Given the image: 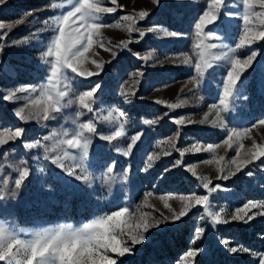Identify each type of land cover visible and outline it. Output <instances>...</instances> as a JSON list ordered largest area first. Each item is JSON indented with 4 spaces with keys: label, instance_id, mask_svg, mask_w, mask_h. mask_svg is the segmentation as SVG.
<instances>
[{
    "label": "rangeland",
    "instance_id": "374dc122",
    "mask_svg": "<svg viewBox=\"0 0 264 264\" xmlns=\"http://www.w3.org/2000/svg\"><path fill=\"white\" fill-rule=\"evenodd\" d=\"M117 2L123 5V9L102 15L100 22L106 26L99 29V36L93 38L92 47L78 65L81 71H99V75L90 80L107 87L102 93L94 94L91 101L93 111L89 113L80 105L79 96L90 90L91 83L84 78L72 80L69 72V80L59 85L64 88L66 83L68 87L65 90L69 95L59 106L60 111L50 113L54 119L48 121L40 118L38 112L42 109L33 101L39 100L41 93L51 87L48 84L51 76L48 60L51 58L45 54L54 33L51 13L46 10L51 7L49 0H7L0 5V132L25 130L22 137L0 145V226L21 239L31 240L38 230L49 225L72 222L74 228H80L93 219L127 207L128 213L121 219L135 227L145 213L149 215L144 218L150 220L160 213L170 215L164 201L159 198L162 195H208L207 208L204 204L192 207L185 218L186 225L171 229L162 226L153 230L145 244L135 246L132 254L119 258L121 264H192L191 260L184 258L189 233L193 228L212 227L209 215L212 212L219 213L220 219L227 216L230 223L216 225L212 231H206L205 240H197L193 234V246L199 244L206 248L204 255L208 256V264H258L264 253V215H257L248 223L230 218L248 201L264 203V161H261L264 158L242 168L228 180L217 179V176L228 172L226 165L236 155L235 144L231 149L223 146L227 131L222 127H212L215 113L209 109L211 104H219L222 83L230 64L228 61L216 62L199 85L193 79L196 75L194 66L200 61L194 23L213 0H183L180 19L172 14L177 0H162V6L158 8L153 0ZM252 2L254 12L264 13L259 0H249V4ZM52 3L59 6L58 12L67 7L66 0H52ZM106 6L112 5L108 3ZM142 10L151 14L148 19L138 21L135 14ZM224 11L233 14L225 17L231 21V26L226 34L222 28H216L221 41L208 40L206 43H223L226 46L239 43L237 37L243 35L244 14L241 0H224L222 16ZM126 15L132 19H124ZM45 18H48V24L44 23ZM20 20L25 22L19 23ZM249 23L253 31L264 30L255 15L250 17ZM130 25L138 31L129 32ZM149 28H154V31L149 32ZM139 31L148 34L140 38ZM168 31L181 33V36L165 37L164 33ZM124 41L128 42V49L119 47ZM252 50L257 51L255 60L238 81L230 112L222 113L226 124L239 131L264 119V96L260 95L264 91V41L245 45L236 55L246 58ZM112 52L116 53L115 57ZM93 61L102 63L103 68L98 70ZM21 87L27 91H20ZM13 93V99H4ZM128 93L135 95L124 100ZM157 100L164 103L158 104ZM172 103L179 107L167 108V104ZM20 108L24 109L26 117H31L30 120L22 121L14 115ZM166 112L169 115L165 116ZM206 114L208 122L199 124ZM176 119H183L185 124H176ZM89 121L94 123L98 133L111 135L121 128L124 135L107 142L101 141L96 134L85 133L91 143L89 158L83 163L85 171L82 172L73 167L79 159V151L67 149L60 141L72 138L79 131V125ZM250 135L257 143L264 142V127L253 128ZM133 136L141 139L133 145L132 152L124 156L123 152ZM252 139L240 141L244 145L240 149V160L252 147ZM193 143L202 147L220 144L221 147L214 153L186 152L180 157L177 149H190ZM27 144L35 147L29 148ZM98 144H104L102 155H94ZM65 150L76 160L65 158ZM220 156L225 160L217 165L215 159ZM57 157L63 160L65 167L81 176L80 181L68 177L52 163ZM148 157H152V167L144 171L149 166ZM208 159L214 162L205 163ZM178 160L182 161L180 166L176 164ZM109 167H112L111 172ZM188 167L194 168L195 176L187 171ZM220 167H224V173L218 170ZM24 170H28L30 175L17 189L15 180L21 178L20 173ZM250 170L252 176L244 174ZM232 171H235V166H232ZM203 178L211 181L209 188L219 184L221 189L209 193L203 188ZM167 203L174 211L189 205L188 201L175 198L168 199ZM261 211L264 210L246 209L245 218ZM122 227L123 235L117 238L122 241V246H131L129 229L125 225ZM161 235H167L164 237L167 247L163 246ZM225 240L228 241L227 246L248 247L250 254L233 255L224 251ZM108 254L113 259L118 255ZM0 264L6 262L0 261ZM50 264L58 262L52 260Z\"/></svg>",
    "mask_w": 264,
    "mask_h": 264
},
{
    "label": "snow or ice",
    "instance_id": "6c2138e0",
    "mask_svg": "<svg viewBox=\"0 0 264 264\" xmlns=\"http://www.w3.org/2000/svg\"><path fill=\"white\" fill-rule=\"evenodd\" d=\"M7 0H0V5H4ZM110 3L112 6H106ZM153 3L158 7L162 6V0H153ZM244 14L243 19V35H239L237 39L239 43H235L232 46H226L223 43H206L205 41H221L220 36L216 34V28H222L225 34L227 33L229 27L231 26V21L225 17L232 16V13L227 11L223 12L221 15V7L224 5V0H213V2L207 6V10H203L199 15L197 21L194 23V28L196 32L197 44L196 48L199 50L198 55L200 61L195 64L196 75L193 79L196 81V84L199 85L201 80L204 79L208 70L212 68L218 61H228L230 64V69L227 71L226 78L223 80V93L219 97V104H211L209 106L210 112L215 113V119L211 121L212 127H222L227 131V138L223 140V146L225 149L233 148L235 144V157L231 158L228 163V172L221 176H217V179L228 180L229 176H236L237 173H240L242 168H246L248 165L252 164L256 160H261L264 158V142L257 143L256 140L252 139L250 133L253 128L264 127V119L258 121L251 125V127L245 128L243 131L237 130V128L229 127L225 122V117L222 113L230 112V102L234 96V93L237 89L238 81L242 74L251 67L255 57L257 55L256 50H252L246 58L238 57L236 53L238 50L245 45H252L257 40L264 41V30L253 31L251 24L249 23L250 17L255 15L259 20L260 24L264 26V13L254 12L253 11V2L249 4V0H241ZM260 7L264 8V0H259ZM51 7L46 9L51 13V22L54 25V33L50 38L48 45L46 46L45 54L47 57L51 58L48 60V64L51 67V76L48 78V84L51 86L46 88L40 95V99L33 101V104H39L42 111L38 112V115L44 121L54 119V116L50 113H55L60 111V107L64 98L69 95L65 90L68 85L65 83V87H59L61 82H66L69 80L68 73L72 74L71 79L76 80L84 78L89 80L91 86L88 87L90 90L84 91L82 95L79 96V103L84 108L87 109L89 113L93 111L91 106V101L94 97V94L100 92L102 93L104 88L107 85H103L98 81H91L90 78L99 75V71H81L78 68L81 58H84V54L87 53L93 45V38L99 36V29L105 27L101 23L103 14L116 13L119 10L123 9V5H120L117 0H66L67 7L57 11L58 5L52 3V0H49ZM246 5L248 7L246 8ZM43 7V6H42ZM227 6L225 5V8ZM31 14V12L29 13ZM150 12L147 10L139 11L135 14V18L138 21H144L150 16ZM172 14L177 18H182L183 14V0H177L176 7L172 10ZM35 18V17H34ZM124 19L130 20L131 16H125ZM24 20H20L19 23H24ZM48 18L44 19V23L48 24ZM119 26V25H117ZM2 27V25H0ZM128 31H138L131 25L128 27ZM149 32L154 31V28H149ZM148 33L144 31H139V37L143 38ZM165 37H179L181 33H173L171 31L164 33ZM236 39V41H237ZM97 43L99 41L97 40ZM103 47L102 44H100ZM119 47L123 49H128V42H121ZM221 49L219 52L213 51L214 49ZM227 48V50H223ZM107 50V49H106ZM113 57L116 56L115 52H112ZM144 59L143 57H139ZM96 64V68L99 70L103 68V64L97 61H93ZM185 63H190L185 61ZM19 87V86H18ZM210 88V87H209ZM20 91H27L26 88H19ZM189 91H192L191 89ZM135 93H128L124 95V100H128L129 96H134ZM261 96H264V91L260 93ZM15 96L13 93L11 96H5V100H11ZM245 99L248 97L245 96ZM71 103V101H68ZM158 104L164 103L163 101H155ZM179 107L177 104H167V108L175 109ZM24 109L20 108L18 111L14 112V115L22 121L30 120L31 117H26L24 114ZM123 115V112L121 113ZM165 116L169 113H164ZM208 122L207 114L204 119L200 120L198 123L203 125ZM176 124L183 125L185 121L183 119H176ZM189 123H196L195 121H189ZM24 129L20 128L15 131L10 132H0V145H4L9 141H15L17 138L22 137L24 134ZM85 133L96 134L101 141L111 142L117 138L124 135L121 128H117L112 132L111 135H106L103 133H98L97 128L94 123L89 121L88 123H82L79 125V131L75 132L72 135V138L65 139L60 141L62 145H66L67 149L78 150L80 155L78 161L73 165V167L85 171L83 163L89 158V144L91 143L90 139L85 135ZM179 134V133H177ZM67 135V133L65 134ZM45 140L48 139L47 136L44 137ZM140 136H133L132 142L128 145L127 150L123 152L124 156H128L132 152L133 145L137 144L140 141ZM243 139H252V147L247 149L245 158L240 160L241 155L240 149L244 147L240 143ZM27 147H35L33 144H27ZM221 147L220 144L215 146L207 145L202 147L197 143H193L190 149L186 148L183 151H179L180 157H183L186 152L192 153H214L216 148ZM105 147L104 144H98L96 147L97 154H104ZM167 155V153H165ZM63 156L65 158H70L76 160V157L70 156L68 151H63ZM149 166L145 168L144 171H148L152 167V157H148ZM225 157L220 156L218 159H215L217 165L221 161H224ZM264 161V160H261ZM213 159H208L205 163H213ZM53 164L59 166L62 169L63 173H66L68 177H74L76 181H80L81 176L76 172L72 171L71 168L65 167L63 160L59 157L52 161ZM113 167L115 166V161L112 162ZM177 166L182 164V161H176ZM232 166H235V171H232ZM109 172L112 171V167L108 168ZM221 173H224V167L218 169ZM187 171L193 176L196 175L194 168L188 167ZM248 176H252V171H247L244 173ZM30 175L28 170H24L20 173V179L15 180V187L17 189L22 187V180L25 177ZM87 179V176H85ZM203 188L207 189L209 193L221 189V185L217 184L212 188H209L211 184L210 180L203 178ZM151 195V193H149ZM2 198V197H0ZM162 201H164V207L168 209L170 215H165L160 213L159 216L153 220L146 219L149 214L145 213L144 217H141L139 222L133 227L127 221L122 220L121 218L128 213L127 207H122L118 211H113L110 215H104L97 219H93L89 223H85L83 227L78 229L69 228L68 232L73 235H78L83 238L86 243L78 245L71 250H64L59 246V244L53 245L50 249L45 251L43 256H37L34 259L31 258L30 248L21 251L20 245L13 243V241L19 239L25 242L26 245L30 240H25L19 238L17 235L11 234L4 227L0 226V261H5L6 264H50V261L55 260L58 264H121L119 258L125 257L126 255L132 254L133 248L137 245L145 244L151 232L153 230H159L162 226L173 228L175 226H184L186 225V217L191 211L192 207L196 205L204 204L207 208L209 201L208 195H191V196H182L178 195L175 197L169 196H160ZM175 198L180 201H188L189 205L182 207L179 211H174L170 205L167 203L168 199ZM246 209H262L264 210V203H253L248 201L243 204L242 208H238L235 215L231 216L232 221H243L248 223L253 220L257 215H264V211L254 212L251 215H247L245 218ZM130 215V214H129ZM211 216L212 227L205 228H193L189 233V240L185 248L186 255L184 256L185 260H191L192 264H208V256H205L206 251L205 247H201L199 244L193 246L192 236L194 234L197 240L206 239L207 236L204 235L206 231H212L216 225L220 224H229L230 220L227 216L224 219L219 218V213H209ZM122 225H125L129 229V240L131 241V246L123 245L122 241L117 237L123 235L124 228ZM187 230V229H186ZM21 231H24L21 229ZM167 235H161L163 246L167 247V240L164 239ZM219 243V241H217ZM224 244L226 247L224 251L230 252L233 255L236 254H250L248 247H236V246H227L228 241L225 240ZM11 245V247H10ZM208 254L209 250L207 249ZM117 253V258L113 259L108 253ZM184 254V253H182ZM258 264H264V253L261 254V257L258 261Z\"/></svg>",
    "mask_w": 264,
    "mask_h": 264
},
{
    "label": "clouds",
    "instance_id": "9594fccd",
    "mask_svg": "<svg viewBox=\"0 0 264 264\" xmlns=\"http://www.w3.org/2000/svg\"><path fill=\"white\" fill-rule=\"evenodd\" d=\"M69 228L78 229L74 228L72 222H61L57 225H49L46 228L38 230L28 245L19 239L13 241V243L20 245L21 251L30 248L31 258L33 259L38 255L43 256L46 250L56 244H59L64 250H71L78 245L86 243V241L80 236L70 234L68 232ZM29 264H31V260L29 261Z\"/></svg>",
    "mask_w": 264,
    "mask_h": 264
}]
</instances>
